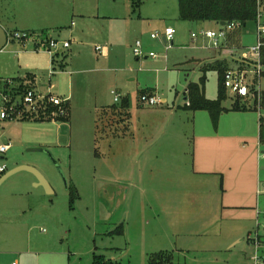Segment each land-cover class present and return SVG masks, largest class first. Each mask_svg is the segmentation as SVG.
<instances>
[{
	"label": "rangeland",
	"instance_id": "1",
	"mask_svg": "<svg viewBox=\"0 0 264 264\" xmlns=\"http://www.w3.org/2000/svg\"><path fill=\"white\" fill-rule=\"evenodd\" d=\"M170 24L174 26L173 21ZM68 26L37 35L62 43L68 40L64 37ZM257 27L249 23L226 30L218 44L226 41V48L247 53L256 45ZM156 33L161 36L153 42L163 41V32ZM146 37L150 39V32ZM80 40L64 54L56 52L54 66L47 51L35 52L31 43L24 46L11 37L0 52V113L5 105L3 85L12 80L11 87L16 88L18 80L28 75L42 94L72 98L68 123L62 118L0 121V145L3 138L11 144L0 155L4 158L0 165L5 164L7 172L32 166L54 191L48 196L28 172L0 185V264H95L97 257L118 264H149L150 257L160 252L172 254L174 264H250L255 248L248 242V231L254 238L256 227L246 224L243 231L237 224L242 239H233L236 223L217 218V205L212 212L210 201L204 200L209 193L202 189L205 182L181 172L175 160L179 134L171 127L164 133L163 117L153 113L155 107L133 113L127 128L111 129L101 122L97 132L103 107L119 104L128 95L138 99L136 92L130 95L136 87L130 79L144 68L132 49L131 59L125 55L128 41L123 56L112 55L109 60L95 51L102 47L98 39ZM208 42V48H217ZM172 49L166 52L168 58ZM166 53L157 54L158 60L167 58ZM73 70L83 71L71 76ZM207 77V86L213 82L216 88V75L211 72ZM186 79L183 73V82ZM261 82L264 88V74ZM112 91L121 96L119 103H114ZM178 92L182 97L183 89ZM232 99L229 94L224 105ZM258 234L263 242L264 222Z\"/></svg>",
	"mask_w": 264,
	"mask_h": 264
},
{
	"label": "crops",
	"instance_id": "2",
	"mask_svg": "<svg viewBox=\"0 0 264 264\" xmlns=\"http://www.w3.org/2000/svg\"><path fill=\"white\" fill-rule=\"evenodd\" d=\"M140 3L141 0H0V27L7 34L28 32L37 35L69 25L67 28L70 30L64 37H68L65 42L68 41L70 47L71 43L81 42L80 38L83 36L98 39V46L102 47L101 51H97L96 48L95 51L109 60L112 55L115 59L123 56L126 41L128 47L125 55L131 59V49L134 50L137 41H142L144 57L136 58V61L142 60L140 64L144 70L138 74H131L130 79V82H136V87L130 95L136 92L138 99L128 95L129 97L125 96L116 105L120 107L123 104V113L129 115V120L122 126L126 128L130 126L133 113L139 109H152L140 103V96L143 93L158 97L161 104L153 108L155 109L153 113L163 117L164 133L171 127L179 134V150L176 152L178 156L175 160L181 164L179 166L181 172L188 173L189 179L195 178L199 183L205 182L202 189H207L209 193L204 200L210 201L208 207L210 205L211 211L214 212L213 207L217 205V218L223 222L236 223L233 229L236 231L234 240L242 239L237 224L241 225L243 231L248 228L246 224H254L258 233L264 222L261 218L264 214V106L262 105L260 111L253 96L244 100L234 97L227 91V96L230 94L233 98L232 103L229 106L223 103L226 112L221 115L218 126L215 127L208 112L193 111L186 104L190 103L188 98L190 85L201 84L203 79L204 97L209 101L218 100L219 72L212 67L223 64L228 70L241 69L245 52L238 54L235 49L226 48L228 43L226 41L216 49H210L206 41L212 43L211 40L202 36L193 38V34L218 31L222 27L213 22L182 21L178 0H147L144 4ZM95 10L97 13H94ZM171 21L174 22V26L170 24ZM167 28H173L175 31L169 58L165 42H153L151 38L154 32L162 33ZM149 32L150 39L146 37ZM67 49L60 48L57 55L64 54ZM156 51L159 53L165 51L167 58L164 57L161 61L158 57H150L149 54ZM77 56L80 55H75L74 58ZM51 62L53 66L56 64L54 57ZM130 63L132 64V60ZM59 68L66 72L64 64H60ZM82 71L73 70L70 75ZM211 72L217 77L216 88L213 82L207 86V75ZM183 73L187 78L184 82ZM50 75L54 74L50 71ZM248 77L249 81L255 80L251 74H248ZM10 82L13 86L14 82L12 80ZM21 84L29 85V90L42 94L31 75L19 79L17 86ZM178 89H183L182 97ZM258 91V87H251L252 95ZM260 91L263 96L261 80ZM71 99H64L67 102L69 120ZM113 105L115 104L105 106L102 110ZM235 105H238L239 110H234ZM3 139L8 142L3 145L10 148L9 140ZM185 157L188 161L184 160ZM250 234L249 230V238Z\"/></svg>",
	"mask_w": 264,
	"mask_h": 264
},
{
	"label": "built area",
	"instance_id": "3",
	"mask_svg": "<svg viewBox=\"0 0 264 264\" xmlns=\"http://www.w3.org/2000/svg\"><path fill=\"white\" fill-rule=\"evenodd\" d=\"M259 8L257 18V42L256 45L247 48V53L243 56V65L241 69L229 70L224 77L225 88L236 98L248 99L253 96L256 99L258 109L261 111L263 105V96L260 91V80L264 74V66L262 65V49L264 48V0H258ZM240 27L238 24H229L222 27L218 31H202L198 34H193V38L198 36L205 37L212 41L214 47H219V40L225 38L226 30H233ZM161 34L156 33L151 35L153 40L160 38ZM175 31L173 28H167L163 32V41L166 44V49L170 50L173 47ZM11 37L12 41H18L24 46L26 43H31L35 52L47 51L52 57L60 49L70 47L68 42H59L57 40L46 41L41 36L28 32H12L7 34L8 42ZM97 51H101L100 47H96ZM133 53L136 58L144 57L143 43L137 41ZM150 57H158L155 53H150ZM52 73V72H51ZM248 74L253 75L255 80L249 81ZM256 81V82H255ZM11 86L12 83L8 82ZM258 87L259 91L251 92V87ZM4 108L0 113V120L15 119V120H55L56 118H64L67 115L66 100L48 93L46 95L39 94L34 90H29L21 99L12 98L11 93L2 94ZM114 103H119L121 96L112 91ZM140 103L146 107H156L161 104V100L156 96L141 95ZM190 106V103H186ZM9 150L6 145L0 146V155H5ZM7 173L5 164L0 165V178ZM262 236L256 234L254 238L250 237L249 242L255 248V255L250 258V264H264V251Z\"/></svg>",
	"mask_w": 264,
	"mask_h": 264
},
{
	"label": "trees",
	"instance_id": "4",
	"mask_svg": "<svg viewBox=\"0 0 264 264\" xmlns=\"http://www.w3.org/2000/svg\"><path fill=\"white\" fill-rule=\"evenodd\" d=\"M180 19L184 22L190 23H226L238 24L240 27H246L249 23H257L259 8L258 0H178ZM264 9V6H263ZM262 65L264 66V48L262 49ZM219 72V98L216 101H209L204 97L203 85L205 79L201 84H191L189 87L188 98L190 100L189 108L193 111H206L210 114L212 122L215 127L218 126L221 115L226 112L223 108V103L227 99V89L224 85L225 74L229 71L223 64H218L212 67ZM211 69V68H208ZM1 84V82H0ZM10 89V91H8ZM29 85L21 84L18 88L11 87L8 82L3 85V93H11L12 98L21 99L27 91ZM24 94V95H23ZM143 93L142 95H148ZM23 95V96H22ZM240 100V99H239ZM117 104L105 108L99 113L96 130L101 132V122H106L107 128H114L118 125L124 124L129 120V115L123 113V104L118 107ZM264 106V95H263ZM235 111L239 110L238 105H235ZM127 118V119H126ZM39 121V120H36ZM69 114L62 118V122L68 123ZM120 127V126H118ZM123 130V129H122ZM95 264H118L112 260L104 261L96 258ZM149 264H174L172 254L160 252L155 253L150 257Z\"/></svg>",
	"mask_w": 264,
	"mask_h": 264
},
{
	"label": "water",
	"instance_id": "5",
	"mask_svg": "<svg viewBox=\"0 0 264 264\" xmlns=\"http://www.w3.org/2000/svg\"><path fill=\"white\" fill-rule=\"evenodd\" d=\"M219 25L221 27H225L227 24L223 22V23H220ZM7 44H8L7 33L2 27H0V52L6 47ZM62 129L64 130L65 128L63 127ZM0 136H2V132H0ZM3 143L7 144L8 142L6 139H3ZM3 159L4 158L0 156V160H3ZM20 172H28L32 174L36 180L35 185L38 187L44 188L45 193L48 196H52L54 194L52 187L50 186V184L48 183L44 175L38 169L32 166H27V165L18 166L8 171L4 176L0 178V185L4 183L7 179H9L10 177Z\"/></svg>",
	"mask_w": 264,
	"mask_h": 264
}]
</instances>
